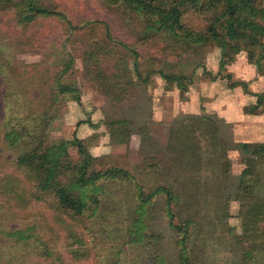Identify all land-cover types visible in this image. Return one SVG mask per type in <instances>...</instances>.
<instances>
[{
	"label": "rangeland",
	"instance_id": "rangeland-1",
	"mask_svg": "<svg viewBox=\"0 0 264 264\" xmlns=\"http://www.w3.org/2000/svg\"><path fill=\"white\" fill-rule=\"evenodd\" d=\"M42 3L64 14L71 26L63 18L52 16L23 28L12 18L11 9L9 14L0 11V167L7 168L8 160L32 150L40 136L47 139L46 146L71 143L76 138L92 158L100 160L97 168L115 165L128 171L133 181L107 183L95 194L97 202L88 193L87 204L96 212H86L82 223L65 230L80 238L79 243L66 239L63 230L59 240L50 239L46 230L50 215L41 203L33 202L23 209L16 206V218L0 204V231H21L28 237V244L11 247L13 256L3 249L0 264L8 257L14 264L39 262L41 248L60 251L65 264H173L179 250L163 215L169 193L160 187L170 182L180 192L181 186L187 185L183 193L189 191L199 197V207H192L193 213L201 211L207 218L213 217L222 203L218 199L223 193L218 189L221 181L216 183L215 177L220 178L223 169L213 158L214 151L208 150L207 135L200 137L201 129L196 133V125L202 127L199 121H182L192 115L214 119L225 143L229 165L223 200L232 230L222 229L214 236L207 230L206 234L197 233L194 248L202 264H235L230 250L232 234L240 233L239 205L231 192L244 166L234 146L239 140L264 136V104L251 114L245 113L256 104L251 94H264V77L248 63L245 53L234 56L220 69L217 48L190 49L188 44L167 37L172 49L166 51L165 46L153 45L157 38L153 42L141 40L136 34L141 23L124 5L109 8L103 0ZM90 45L97 53L96 62L88 61L94 60ZM70 58L71 66L65 70ZM134 61L140 77L132 69ZM160 74L183 76L187 92L182 94ZM101 78L117 81L124 93L102 85L98 81ZM235 82H244L245 88H233ZM58 83L70 87L69 91L61 94ZM11 130L24 139L11 149V155H5L2 135ZM172 135L192 152L180 156L175 168ZM221 141L215 143V157L220 156ZM174 145L179 146L176 138ZM66 153L70 161H76L77 149L68 146ZM193 153L201 159L207 153L210 160L200 162ZM154 189L157 192L152 202L145 205L148 228L137 231V198L144 200ZM139 235L143 236L142 243ZM4 239L0 235V248L20 241L17 237ZM72 250L84 254L76 260L68 254Z\"/></svg>",
	"mask_w": 264,
	"mask_h": 264
},
{
	"label": "trees",
	"instance_id": "trees-1",
	"mask_svg": "<svg viewBox=\"0 0 264 264\" xmlns=\"http://www.w3.org/2000/svg\"><path fill=\"white\" fill-rule=\"evenodd\" d=\"M103 1L109 8L126 6V10H130L141 23L140 30L136 31V34L146 42H153V39L157 38L153 43L155 47L165 46L166 51L172 49L171 44L165 40V38L171 37L180 41L181 44H188L190 49L194 46L217 48L221 54L220 69L224 68L225 62L233 61L234 56L245 53L248 63L255 66L259 76L264 77V0ZM10 9L14 21L23 28L31 25L36 19L52 16L63 18V21L71 26L64 14L43 5L42 0H0V11L9 14ZM195 22L201 25L195 26L197 25ZM105 30L107 31L106 26ZM90 47V54L94 60L88 61L94 62L97 53L92 45ZM68 61L65 70L71 66V58ZM132 69L136 75L141 76L136 61H134ZM160 76L165 82L175 84L182 94L187 92L183 76L161 74ZM55 81H60V78L58 77ZM98 81L104 86L107 84L108 87L116 89L121 94L124 93L120 89L119 83L113 79L101 78ZM238 85L245 88L244 82H235L232 87ZM57 86L61 94L66 93L70 88L62 83H58ZM251 95L256 98V104L248 107V110L245 109V113L248 114L255 112L264 104V94ZM182 121L189 122L188 124L199 121L198 123L202 127L196 125V133L201 129L203 132L199 133V136L207 135L205 140L209 144L208 150L214 151L213 158L223 169L222 176L215 177L216 183L221 181L218 189L223 193L218 199L222 203L215 210L214 216L210 218L201 215V211L193 213L192 207L195 209L199 207V197L190 194L189 191L183 193L187 185L181 186L180 192L175 191L170 182H165L166 186L160 187V190L163 188L167 194L169 193V198L164 203L163 215L167 220L168 229L174 234L170 238H175L173 243L179 250L173 264H202L200 255L194 248L197 238L195 234L203 232L206 234L205 230H207L210 235L214 236L222 229L228 232L232 231L226 220L228 217L227 202L223 200L227 189L229 164L226 160L225 143L223 140L221 141L214 119L192 115V117L183 118ZM2 138L4 140L2 149L6 148L5 155H11V149L18 146V143L24 139L23 136L12 130L4 133ZM175 138L179 146L174 145ZM195 139L198 140L197 137ZM168 140L170 141V138ZM217 140L221 141L222 147L220 156L215 157L214 146ZM46 141L44 136H40L32 150L20 153L12 161L8 160L7 168L0 167L2 172L0 173V204L3 206V211L11 213L16 218V206L23 209L33 202L41 203L48 208L47 215H50V220H47L49 228L46 229L50 239L53 242L59 240V231L63 230L66 233V239H72L73 242L79 243L82 241L80 238L72 236L70 231L65 230L82 223L86 212L91 211L92 214L96 212V208H90L87 204L90 196L93 194L92 199L97 202L95 194L102 191L107 183H114L116 179L133 181V176L115 165L97 168L96 163H99L100 160L92 158L83 142L76 138L71 143L61 142L52 146H46ZM172 142L173 146L170 148L175 168L181 160L180 156L185 155V152H192L174 135H172ZM68 146L77 149L75 162L70 161V156L66 153ZM234 150L241 157V164L244 168L240 176L236 178V184L231 192L235 202L239 205L237 218L240 233L232 234V250L230 252L235 257V264H264V143H238L234 146ZM193 154L200 162L210 160L207 153L202 159L199 155ZM89 192L91 195H88ZM156 192L157 190L154 189L144 200L137 198L139 203V213L135 218L137 231L141 232L148 228L144 223V218L148 214L145 205L152 202L151 199ZM185 198L186 200H184ZM227 198L229 199L231 196L228 194ZM30 217H34V214H30ZM0 235L5 238L3 241H10L12 237H17L20 240L17 241L20 243L16 242L10 245V248L8 245L0 248V252H3V249H8L9 256L15 254L11 247L28 244V237L21 231H0ZM151 236H155L153 232H151ZM138 241L140 243L144 241L142 235H139ZM68 254L77 260L84 253L80 254L79 250H72ZM85 257L86 255H84ZM40 258L42 261L33 264H65L64 255L60 251H56L55 248H41ZM14 263L11 257H8L5 262V264ZM19 263L29 264L25 261Z\"/></svg>",
	"mask_w": 264,
	"mask_h": 264
},
{
	"label": "crops",
	"instance_id": "crops-1",
	"mask_svg": "<svg viewBox=\"0 0 264 264\" xmlns=\"http://www.w3.org/2000/svg\"><path fill=\"white\" fill-rule=\"evenodd\" d=\"M255 136H258V135H261L260 133H255L254 134ZM261 136H263V135H261ZM240 141V143H264V136H263V138L262 139H260V140H257V139H251V137H250V139L249 140H246V139H242V140H239ZM239 156V155H238Z\"/></svg>",
	"mask_w": 264,
	"mask_h": 264
}]
</instances>
